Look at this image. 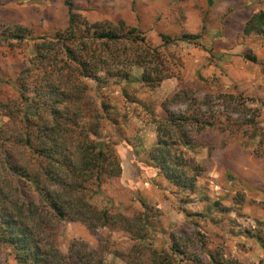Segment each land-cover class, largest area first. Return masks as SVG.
Instances as JSON below:
<instances>
[{
  "label": "trees",
  "instance_id": "16d2710c",
  "mask_svg": "<svg viewBox=\"0 0 264 264\" xmlns=\"http://www.w3.org/2000/svg\"><path fill=\"white\" fill-rule=\"evenodd\" d=\"M139 1L150 0H130L133 11ZM75 2L63 0L66 24L50 37L0 17V264H8L1 262L4 255L14 264H107L108 253L123 264H239L211 250L199 230L187 236L170 233L165 245L156 248L150 240L158 227L154 219L162 216L159 210L141 205L140 211L128 214L95 201L103 185L122 175L116 143L99 141L107 106L94 100L87 80L101 74L127 80L138 68L141 86L150 91L176 81L160 103L164 117L151 115L156 143L146 156L157 176L180 192L195 194L207 174L208 166L196 158L205 148V133H258L253 154L264 157V130L257 120L259 110L248 105L252 100L237 87L212 89L200 75L186 81L182 60L166 49L172 37L186 42L202 38L209 8L198 34L161 32L164 45L154 47L140 28L123 19L89 22ZM212 3L208 0L209 7ZM232 11L224 13L223 24ZM242 33L263 35L264 11L252 13ZM244 57L255 60L248 52ZM241 201L235 198L238 209ZM213 204L221 215L235 212L219 201ZM70 222L81 224L99 241L101 229L123 232L132 244L119 251L110 250L108 243L92 248L73 240L63 252L57 235ZM255 238L264 247V240Z\"/></svg>",
  "mask_w": 264,
  "mask_h": 264
},
{
  "label": "rangeland",
  "instance_id": "374dc122",
  "mask_svg": "<svg viewBox=\"0 0 264 264\" xmlns=\"http://www.w3.org/2000/svg\"><path fill=\"white\" fill-rule=\"evenodd\" d=\"M212 1L210 7L208 0H185L179 5L176 0L139 1L135 11L130 0H76L75 4L91 23L123 19L137 26L154 47L164 45L161 32L198 34L209 8V26L202 38L186 42L172 37L166 49L182 60L186 81L200 75L212 89L228 91L237 87L242 91L252 100L248 105L259 110L257 120L264 130V34L244 37L242 33L252 13L264 11V0ZM229 9H233L232 15L223 24V15ZM0 17L6 23L46 33V37L67 20L63 0H0ZM245 52L255 60H246ZM140 75V69L134 68L127 80L107 79L103 74L87 80L94 100L98 104L104 101L107 106L99 141L116 143L122 166L121 178L103 185L95 201L128 214L140 211L141 205L159 210L162 216L154 219L158 227L152 230L150 240L156 248L165 245L170 233L187 236L199 230L208 247L221 251L226 260L264 264V247L255 238L258 235L264 240V157L253 154L259 145V134L243 137L217 131L205 133V148L198 150L196 158L208 166L207 174L198 181L195 194H184L157 176L146 156L156 143L151 115L164 117L160 103L172 92L176 81H165L150 91L141 86ZM235 198L242 199L239 209ZM218 201L235 212L221 215L213 204ZM187 212L194 216L187 217ZM99 234L102 241L89 235L79 223H64L57 245L67 252L73 240L86 242L92 248L108 243L110 250L119 251L132 244L123 232L101 229ZM4 261L14 264L6 255L1 258ZM106 262L123 264L113 253L106 255Z\"/></svg>",
  "mask_w": 264,
  "mask_h": 264
},
{
  "label": "crops",
  "instance_id": "0c3cea01",
  "mask_svg": "<svg viewBox=\"0 0 264 264\" xmlns=\"http://www.w3.org/2000/svg\"><path fill=\"white\" fill-rule=\"evenodd\" d=\"M173 85H175V84H173ZM152 138H153V136H152ZM155 143V141H153V143H152V145Z\"/></svg>",
  "mask_w": 264,
  "mask_h": 264
}]
</instances>
